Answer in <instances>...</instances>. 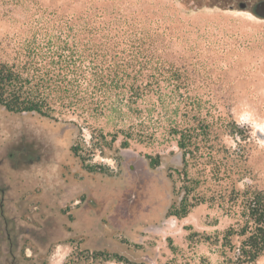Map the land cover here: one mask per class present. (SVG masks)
<instances>
[{
  "label": "rangeland",
  "instance_id": "rangeland-1",
  "mask_svg": "<svg viewBox=\"0 0 264 264\" xmlns=\"http://www.w3.org/2000/svg\"><path fill=\"white\" fill-rule=\"evenodd\" d=\"M84 1L0 0V61L22 65L33 45L73 62L90 7L106 13L93 44L152 49L148 70L176 69L152 79L142 70L149 93L135 103L110 85L97 111L0 106V264H237L244 220L231 190L264 192V20L236 0ZM125 21L142 36L127 37ZM112 24L119 36L102 37ZM182 128L197 129L187 154L174 134ZM138 177L148 197L126 211ZM194 197L205 201L169 215ZM246 264H264V252Z\"/></svg>",
  "mask_w": 264,
  "mask_h": 264
},
{
  "label": "trees",
  "instance_id": "trees-1",
  "mask_svg": "<svg viewBox=\"0 0 264 264\" xmlns=\"http://www.w3.org/2000/svg\"><path fill=\"white\" fill-rule=\"evenodd\" d=\"M78 2L80 6L85 4L84 0H78ZM87 3H90V0ZM99 10L92 14H90V7L81 11L82 15L78 17L80 23L77 33L80 36L77 49L79 55H76L73 62L69 63L66 57L61 55L54 57L39 55V48L33 45L29 47L28 57L22 65L0 61V106L11 113H35L48 117L57 110L75 112L78 109H88L90 106H93L92 111L101 110L105 101L110 99L108 94L113 89L110 85H120V88H124L126 93L122 92L127 94L128 103H135L149 93L148 83L139 82V79L145 76L141 71L148 70V64L153 58V50L146 51L147 55H142L139 48H135V51L131 53H126L125 50L117 51L118 41L111 39L93 44V38L98 34L96 28L100 27L97 26L96 21L106 17L103 9ZM116 22H118L117 19ZM125 23L126 21L120 25V28H128L127 31L124 30L127 37L142 36L143 33L136 30L137 27L129 29L131 23L128 25ZM107 27H112V30H109L106 35L103 34L102 37L119 36L120 32L116 24ZM84 40H86L85 43ZM173 67H175L173 63H163L158 68L148 70L150 74L147 78L155 77L154 71L161 68L176 69ZM135 68H137L136 71ZM172 76L175 81H178L175 73ZM181 116L184 119L187 117L193 120L198 119V115L189 111L182 112ZM198 123H200L199 119ZM201 123L203 124L204 120H201ZM205 129L207 127L202 126L198 130L204 132ZM196 131L195 128L174 131V134L179 136L177 145L184 154L189 152V146L193 144L192 139H197L194 135ZM151 166H154V162ZM230 200L234 203L240 200L241 217L244 220V225L239 231L243 240L235 254L237 264L252 263L264 252V192L246 190L240 194L231 190ZM204 201L203 199L196 201L195 197L190 200L184 198L178 207H170L169 215L181 219L197 202ZM230 236V231H227L224 239L227 240Z\"/></svg>",
  "mask_w": 264,
  "mask_h": 264
},
{
  "label": "flooded vegetation",
  "instance_id": "flooded-vegetation-1",
  "mask_svg": "<svg viewBox=\"0 0 264 264\" xmlns=\"http://www.w3.org/2000/svg\"><path fill=\"white\" fill-rule=\"evenodd\" d=\"M258 1H261V0H236V4H237V6H238V4H239L240 2H243V3L246 4V8H245V10L248 9V8H250L251 11H252L254 5H255ZM231 5L234 7L233 4H231ZM138 179H139V184H140V185H138V186H137V189L135 190L137 200L134 201L133 207H131V206H130V208L125 207V210H126V211H127L128 209H132V208H136L137 211H139V210H141L142 208H144V207H143V202H144V199L148 197L147 185L149 184V180H145V179H143V178H139V177H138ZM146 195H147V196H146ZM139 200H140V202H139ZM93 203H94V202H93ZM146 206H148V205H146ZM121 208H122V207H121ZM128 214H130V213L128 212Z\"/></svg>",
  "mask_w": 264,
  "mask_h": 264
},
{
  "label": "water",
  "instance_id": "water-1",
  "mask_svg": "<svg viewBox=\"0 0 264 264\" xmlns=\"http://www.w3.org/2000/svg\"><path fill=\"white\" fill-rule=\"evenodd\" d=\"M238 8L240 10H245L246 4L243 2H240L238 4ZM228 9H233V6L230 5ZM253 15H255L257 18L263 19L264 20V0L258 1L252 10Z\"/></svg>",
  "mask_w": 264,
  "mask_h": 264
}]
</instances>
